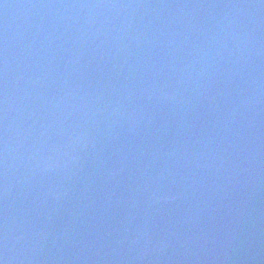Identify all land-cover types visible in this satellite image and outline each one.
I'll list each match as a JSON object with an SVG mask.
<instances>
[{
    "label": "water",
    "instance_id": "1",
    "mask_svg": "<svg viewBox=\"0 0 264 264\" xmlns=\"http://www.w3.org/2000/svg\"><path fill=\"white\" fill-rule=\"evenodd\" d=\"M5 264H264V0H0Z\"/></svg>",
    "mask_w": 264,
    "mask_h": 264
},
{
    "label": "snow or ice",
    "instance_id": "2",
    "mask_svg": "<svg viewBox=\"0 0 264 264\" xmlns=\"http://www.w3.org/2000/svg\"><path fill=\"white\" fill-rule=\"evenodd\" d=\"M0 264H5L4 259H0Z\"/></svg>",
    "mask_w": 264,
    "mask_h": 264
},
{
    "label": "clouds",
    "instance_id": "3",
    "mask_svg": "<svg viewBox=\"0 0 264 264\" xmlns=\"http://www.w3.org/2000/svg\"><path fill=\"white\" fill-rule=\"evenodd\" d=\"M5 261V260H4Z\"/></svg>",
    "mask_w": 264,
    "mask_h": 264
}]
</instances>
